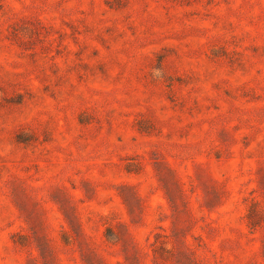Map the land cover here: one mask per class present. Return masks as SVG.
I'll return each mask as SVG.
<instances>
[{
  "label": "rangeland",
  "instance_id": "rangeland-1",
  "mask_svg": "<svg viewBox=\"0 0 264 264\" xmlns=\"http://www.w3.org/2000/svg\"><path fill=\"white\" fill-rule=\"evenodd\" d=\"M0 264H264V0H0Z\"/></svg>",
  "mask_w": 264,
  "mask_h": 264
}]
</instances>
